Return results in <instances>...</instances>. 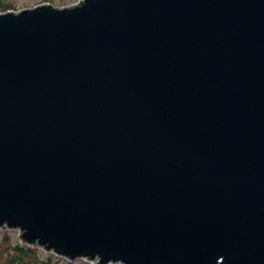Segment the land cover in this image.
Listing matches in <instances>:
<instances>
[{"label": "water", "instance_id": "95a60500", "mask_svg": "<svg viewBox=\"0 0 264 264\" xmlns=\"http://www.w3.org/2000/svg\"><path fill=\"white\" fill-rule=\"evenodd\" d=\"M1 226L96 264H264V0L0 14Z\"/></svg>", "mask_w": 264, "mask_h": 264}, {"label": "rangeland", "instance_id": "374dc122", "mask_svg": "<svg viewBox=\"0 0 264 264\" xmlns=\"http://www.w3.org/2000/svg\"><path fill=\"white\" fill-rule=\"evenodd\" d=\"M77 1L78 0H0V2L11 6L13 10H18L24 7H30L37 3H42V2H49L54 6H63V5H69V4L75 3ZM6 236H8V239L4 238ZM16 242H17V239L13 232H9L3 235L0 232V243H1L0 252H3V253L8 252L10 249L9 246L15 244ZM39 254L41 257H44L42 256L44 255L42 251H39ZM60 263L64 264L62 262ZM73 264H91V262L84 260V259H76L73 261Z\"/></svg>", "mask_w": 264, "mask_h": 264}, {"label": "trees", "instance_id": "16d2710c", "mask_svg": "<svg viewBox=\"0 0 264 264\" xmlns=\"http://www.w3.org/2000/svg\"><path fill=\"white\" fill-rule=\"evenodd\" d=\"M0 264H57L50 257L41 258L36 250L23 245H14L11 252L0 255Z\"/></svg>", "mask_w": 264, "mask_h": 264}]
</instances>
